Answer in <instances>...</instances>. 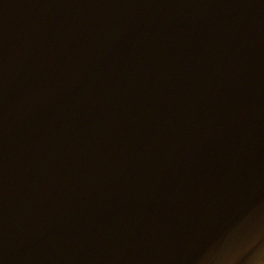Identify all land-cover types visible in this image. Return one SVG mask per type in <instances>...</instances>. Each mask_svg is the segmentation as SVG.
I'll list each match as a JSON object with an SVG mask.
<instances>
[{
  "label": "water",
  "instance_id": "water-1",
  "mask_svg": "<svg viewBox=\"0 0 264 264\" xmlns=\"http://www.w3.org/2000/svg\"><path fill=\"white\" fill-rule=\"evenodd\" d=\"M264 247V0H0V264H235Z\"/></svg>",
  "mask_w": 264,
  "mask_h": 264
},
{
  "label": "clouds",
  "instance_id": "clouds-1",
  "mask_svg": "<svg viewBox=\"0 0 264 264\" xmlns=\"http://www.w3.org/2000/svg\"><path fill=\"white\" fill-rule=\"evenodd\" d=\"M236 253L225 258L224 264H235ZM247 264H264V248L258 250L257 254L250 257Z\"/></svg>",
  "mask_w": 264,
  "mask_h": 264
}]
</instances>
